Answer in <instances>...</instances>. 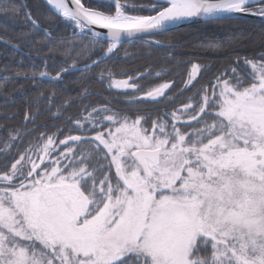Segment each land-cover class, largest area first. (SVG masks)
I'll list each match as a JSON object with an SVG mask.
<instances>
[{"label": "snow or ice", "instance_id": "snow-or-ice-1", "mask_svg": "<svg viewBox=\"0 0 264 264\" xmlns=\"http://www.w3.org/2000/svg\"><path fill=\"white\" fill-rule=\"evenodd\" d=\"M48 3L91 45L106 43V55L125 36L182 20L264 16V0H154L140 9L110 0L103 11ZM234 64L195 103L150 123L93 108L74 126L95 135L41 134L23 151L20 130L10 131L0 146V264H264V53ZM200 71L192 65L186 87ZM130 81L113 83L137 89ZM169 87L145 95L158 101Z\"/></svg>", "mask_w": 264, "mask_h": 264}, {"label": "trees", "instance_id": "trees-1", "mask_svg": "<svg viewBox=\"0 0 264 264\" xmlns=\"http://www.w3.org/2000/svg\"><path fill=\"white\" fill-rule=\"evenodd\" d=\"M82 3L101 11L110 7V0ZM121 3L140 9L153 2ZM126 11L130 15L155 14ZM32 20L39 27H34ZM91 39L78 35L40 0H0V146L8 133L17 129L20 151L29 143H38L41 134H58L57 142L68 135H95L74 126L75 120L93 108L107 106L120 115L144 116L150 123L185 103H195L199 90L234 67L237 59L259 58L264 53V22L240 18L213 21L154 37L159 46L143 40L124 43L103 62L86 68L107 49L106 43L91 45ZM193 64L200 65L201 71L194 87L188 88L185 82ZM42 71L52 77L58 72L61 75L49 80L40 77ZM129 76L137 89L112 87L113 81ZM164 83L170 86L165 97L158 101L146 97L148 91Z\"/></svg>", "mask_w": 264, "mask_h": 264}, {"label": "water", "instance_id": "water-1", "mask_svg": "<svg viewBox=\"0 0 264 264\" xmlns=\"http://www.w3.org/2000/svg\"><path fill=\"white\" fill-rule=\"evenodd\" d=\"M20 2H22V0H19ZM42 2V4L47 7L48 9L52 10L51 7L49 6L48 4V1L47 0H40ZM87 1H98V0H87ZM147 1H153L154 0H147ZM68 3L69 5L71 6V0H68ZM23 4V3H22ZM57 16H59L60 18H62L61 15H58L56 14ZM235 18H240V19H248V20H255V21H263L264 22V16H258V15H254V14H242V13H236V14H226L225 18L223 19H218V20H212V21H206L204 19H201V18H191V19H187V20H182V21H179L177 22L176 24H172V25H169L167 30L166 31H161V32H156L155 34H149V33H140V34H136V35H133L131 37H127L125 36L122 40V43L119 44L117 46V48L124 44V43H128V42H131V41H136V40H144L146 41L147 43L149 44H152V45H155V46H158L159 44L156 43L155 41L152 40L153 37H156V36H162V35H165L167 33H170V32H174V31H178V30H181V29H184V28H187V27H190V26H195V25H200V24H204V23H209V22H213V21H220V20H229V19H235ZM95 31H100L102 33H104L105 35V38H107V32L106 30H103V29H99V28H95L94 29ZM80 34V32H78ZM82 35V34H80ZM90 36V35H89ZM91 37V36H90ZM116 48V49H117ZM115 49V50H116ZM114 50V51H115ZM113 51V52H114ZM112 52V53H113ZM112 53L110 54H107L105 55L102 59L105 60L106 58H108ZM96 65V64H95ZM95 65H91L92 66H95ZM62 146V145H61ZM63 147V146H62Z\"/></svg>", "mask_w": 264, "mask_h": 264}, {"label": "bare ground", "instance_id": "bare-ground-1", "mask_svg": "<svg viewBox=\"0 0 264 264\" xmlns=\"http://www.w3.org/2000/svg\"><path fill=\"white\" fill-rule=\"evenodd\" d=\"M47 1H48V0H47ZM48 4H49V3H48ZM49 6L51 7V9H52L56 14L60 15L59 12L53 7V5L49 4ZM62 19H63L65 22L70 23V24L73 25L72 22L67 21L63 16H62ZM77 31L79 32V29H77Z\"/></svg>", "mask_w": 264, "mask_h": 264}, {"label": "rangeland", "instance_id": "rangeland-1", "mask_svg": "<svg viewBox=\"0 0 264 264\" xmlns=\"http://www.w3.org/2000/svg\"><path fill=\"white\" fill-rule=\"evenodd\" d=\"M142 7H146V6H140L138 8H142ZM250 7H257V5H250ZM130 9H133V7H129ZM112 87L115 88V89H122V87H117L114 85V83L112 84Z\"/></svg>", "mask_w": 264, "mask_h": 264}]
</instances>
